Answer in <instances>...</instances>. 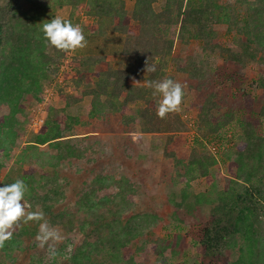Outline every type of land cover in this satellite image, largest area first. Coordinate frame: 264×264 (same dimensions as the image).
Wrapping results in <instances>:
<instances>
[{"label": "trees", "instance_id": "obj_1", "mask_svg": "<svg viewBox=\"0 0 264 264\" xmlns=\"http://www.w3.org/2000/svg\"><path fill=\"white\" fill-rule=\"evenodd\" d=\"M158 1L133 0L128 9L126 0H0V108L7 109L0 115V186L22 179L28 188L25 203L31 205L29 211H43L49 225L65 234L76 232L80 242L74 245L71 237H66L58 250L57 257L65 259L67 246H73L67 264H142L124 249L139 236L142 222L147 227L153 219L147 214L121 219L124 200L128 204L126 194L132 189L127 178L99 174L93 180L97 186L83 190L72 207L64 205L67 193L64 184L56 180L57 165L81 155L63 134L80 124L71 109L89 97L92 117L106 113L118 116L126 125H138L142 134L158 139L163 155L180 168L168 183L172 188L169 199L172 214L189 227L185 235L155 240L153 252L159 257L155 264L181 257L186 236L192 243L188 264H264V103H245L242 112L228 109L216 119V95L209 93L199 103L182 108V113H188L189 107H195L190 120L183 121L179 111L161 119L156 115L159 96L145 86L164 78L176 81L175 74L168 71L170 64L176 73L186 76L188 88L206 85L210 78L223 74L210 59L217 56V60L233 65L237 75L241 68L256 63L261 73L254 86L264 89V0H161L155 5ZM65 9L62 17L79 24L86 39L109 31L122 36V58L117 67L102 68L103 54L68 55L70 52L47 45L41 25ZM80 16L90 22H77ZM218 24L226 25L233 34L226 46L217 40ZM191 41L199 42L203 53L196 61L187 53ZM175 42L179 43L177 49ZM66 59L69 70L63 71L58 86L62 105L48 106L40 128L22 143L20 152L12 154L28 129L27 97L41 101L44 83L53 80ZM147 65L156 70L146 71ZM69 84L73 93L64 92ZM131 106L135 109L129 113ZM225 128L239 130L233 142ZM189 130L193 131L192 146L182 158L170 144L176 135ZM40 146H47L53 154L43 155ZM219 153L222 158L218 161L215 155ZM220 162L229 173L225 181L218 178ZM28 163L38 165L41 171H29ZM202 178L207 182L205 191L193 193L190 183ZM177 183H182L180 188ZM108 189L112 190L106 193ZM38 227L35 221L21 223L0 248L3 259L15 262V248ZM239 238L241 255L233 260L229 255ZM32 261L31 255L28 264Z\"/></svg>", "mask_w": 264, "mask_h": 264}, {"label": "rangeland", "instance_id": "obj_2", "mask_svg": "<svg viewBox=\"0 0 264 264\" xmlns=\"http://www.w3.org/2000/svg\"><path fill=\"white\" fill-rule=\"evenodd\" d=\"M234 2L235 0H228ZM161 2L158 1L155 5ZM133 0H126V6L130 9ZM67 9L59 13L60 16L66 15ZM89 23L90 19L77 17V22ZM217 31V40L223 46H226L231 40L233 34L229 33L226 25L218 24L215 26ZM87 46L83 49H78L75 52H70L68 55H82V54H103L105 61L100 65L102 68L106 66L117 67L121 62V45L122 36L115 32H107L104 36H89L87 37ZM199 42L191 41L187 53L192 54L195 61L201 59L203 56L202 50L198 47ZM179 47V43L175 42V49ZM217 65L222 68V76H215L210 78L206 85H199V87L192 86L188 88L185 82L186 76L175 72L173 65L170 64L168 71L170 74H175L176 81L182 83L184 87V100L180 107L181 119L186 121L190 120L195 115V107H189L188 113H182V108L192 103H199L203 98H206L209 93H214V101L218 103L216 119L222 118V115L228 109L236 108L239 112L243 111L245 103H251L255 106L257 100L264 103V89H256L254 80L257 79L261 71L258 69L256 63H249L246 67L241 68L239 75L235 73L233 65L228 66L225 61L217 60V56L210 57ZM68 59L63 62L59 72L53 80L49 83H44L42 90L41 101H35L31 97H27L25 112L30 118L28 129L20 136V145L16 147L12 154H17L22 148V143L29 138L34 132L33 120H40L46 115L48 106H61L62 102L59 98L58 86L63 81V71L69 70L67 65ZM72 75V71L69 74ZM70 80L69 78H67ZM71 82V81H70ZM73 93L72 85H66L64 92ZM249 95H244L242 92ZM77 96V95H76ZM254 99V100H253ZM90 98L85 97L78 104L74 105L71 109L73 114H77L80 119V124L74 127L72 132L64 133L63 138L71 146H75L80 150V157H73L69 160H62L56 168V180L59 184H64L66 190V199L64 200L65 206H73L74 198H78L81 192L90 187H96L93 180L99 175H110L113 179L127 178L131 183L132 189L130 193L126 194L128 204L126 208L120 213L122 220L127 219L129 216L140 214H147L152 223L145 226L146 223L142 222L139 236L134 240L132 245H128L124 249V253L132 254L133 259L142 264H155V260L159 257L155 255L153 249L155 248L154 242L158 239H170L176 233L185 235L188 230V224L180 222L176 216L172 214L173 204L169 197L171 196L170 185L172 178L175 176L180 168H176L171 158H166L163 155L162 148L156 143V140L148 134H142L139 126L136 124L126 125L120 120L118 116L104 114L103 117H92L89 114L88 104ZM134 106H131L128 112H133ZM7 109L5 106L0 108V115L5 114ZM244 114V112L242 113ZM187 125V123H186ZM189 129V125H187ZM264 127V123L263 126ZM40 127L37 128V130ZM227 129V128H225ZM193 130V129H191ZM264 130V128H263ZM193 131L184 132L176 135L171 148H174L176 154L185 158L190 151L193 141ZM234 133V134H233ZM230 134V141L233 142L239 134V130L227 129L226 136ZM211 151L216 148L213 145L207 146ZM39 151L45 154H53V151L47 146H40ZM31 156L33 154L31 153ZM216 158L221 160V154H216ZM29 171H41L36 164H26ZM217 174L220 181H225L229 176L226 166L217 165ZM49 174L53 175L51 168L46 169ZM176 188H180L182 183H177ZM207 186L206 179L200 181H193L190 183V190L193 193L205 191ZM108 189L105 192H111ZM103 194V193H100ZM119 197L116 198L118 200ZM119 206H117L118 208ZM58 229L56 226H52ZM39 227L33 236H26L20 242L21 249L15 248V262L9 258L4 257L3 251L0 249V262L4 264H28L30 256H33L31 264H67V259H63L62 255L52 259V262L46 256V249H41L37 246L35 237L38 233ZM65 237L73 241L74 245L80 242V238L73 234H65L61 229H58ZM69 234V235H68ZM65 241V240H64ZM64 241L62 243H64ZM62 243L58 245L60 250ZM185 255L184 252L177 260L172 259L167 264H188L186 257L191 253V241L189 236L185 238ZM242 246V240L239 238L238 245L230 253V258L238 260L241 252L239 248ZM191 249V250H190ZM20 251V252H18ZM142 251V253H141ZM126 259V258H125ZM17 260V261H16ZM115 263V262H114ZM116 264V263H115ZM122 264V263H121ZM161 264V263H160Z\"/></svg>", "mask_w": 264, "mask_h": 264}, {"label": "clouds", "instance_id": "obj_3", "mask_svg": "<svg viewBox=\"0 0 264 264\" xmlns=\"http://www.w3.org/2000/svg\"><path fill=\"white\" fill-rule=\"evenodd\" d=\"M41 31L47 45L60 52H75L87 46L83 29L71 20L55 15L51 20L42 23ZM155 66H146V71L154 72ZM153 90L154 96H159L156 115L164 119L169 113L178 112L184 98V85L171 78L148 81L145 85ZM27 185L22 179L0 186V248L13 237V233L21 223L39 222V230L35 237L37 246L46 249L49 260L58 255V245L65 240L60 231L51 227L43 211H29L31 205L25 203ZM73 246L66 248L65 259H71Z\"/></svg>", "mask_w": 264, "mask_h": 264}, {"label": "built area", "instance_id": "obj_4", "mask_svg": "<svg viewBox=\"0 0 264 264\" xmlns=\"http://www.w3.org/2000/svg\"><path fill=\"white\" fill-rule=\"evenodd\" d=\"M34 122V127H35V131L37 130L38 127H40L41 123H42V119L40 120H33Z\"/></svg>", "mask_w": 264, "mask_h": 264}]
</instances>
